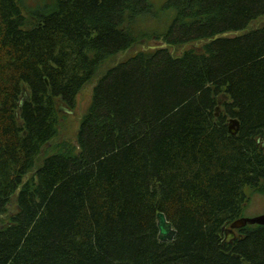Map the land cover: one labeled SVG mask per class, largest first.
<instances>
[{
	"label": "trees",
	"instance_id": "1",
	"mask_svg": "<svg viewBox=\"0 0 264 264\" xmlns=\"http://www.w3.org/2000/svg\"><path fill=\"white\" fill-rule=\"evenodd\" d=\"M154 1L53 0L28 15L0 0V264H264V226L218 237L245 189L264 196V24L251 27L264 0H163L175 13L159 34ZM153 39L196 46L105 69L76 144H53L57 105Z\"/></svg>",
	"mask_w": 264,
	"mask_h": 264
},
{
	"label": "rangeland",
	"instance_id": "2",
	"mask_svg": "<svg viewBox=\"0 0 264 264\" xmlns=\"http://www.w3.org/2000/svg\"><path fill=\"white\" fill-rule=\"evenodd\" d=\"M51 3H53V0H23L22 7L24 8L25 13L29 14H37L40 12H44V10L51 6ZM155 7H154V15L152 13V16H158V20H156L153 24L155 26L154 28L158 29L155 34H159L160 32H163L165 28L169 26L172 22V18L174 17V11L161 9V5H163V0H155ZM264 24V16L261 18H258L256 21H254L251 25L253 29H256ZM177 28V27H176ZM174 29L172 34L169 37L170 41L175 40L179 34L180 31L177 29ZM179 33V34H178ZM158 36V35H157ZM173 37V40H172ZM181 38V37H180ZM179 41V39L177 40ZM185 45L181 46H173L174 44L169 43V41L165 40H159V39H153L151 42H144L141 41L140 43L133 46L131 49L127 50L126 52L122 54H118L114 60H109L106 63L98 69L95 76L82 88L80 93L76 96L74 99V103L71 107L66 106L63 103H59L57 105V108H59L58 113V139L53 144L60 143L61 141H67L71 143L72 145L76 144V133L79 128V123L83 117V115L87 112L88 108L90 107L91 100H92V92L93 88L95 86L96 81L98 80L99 75L108 67H112L114 65H117L120 61L126 58V56L131 55L133 53H138L139 51L147 52V51H153L155 49H166L172 56H178L183 51L188 49V47H192V45L196 46L195 43L185 42ZM27 99V93L23 95V100ZM228 101V98L226 96H220L219 98V104L216 109V116L222 113L221 104L224 101ZM68 109L72 111L71 114H65L62 110ZM227 124L229 128L236 132V122L228 118ZM52 143L48 145L50 147ZM47 147V148H48ZM245 193L250 199V202L248 203L247 207L242 213V218L244 219H252L259 217L264 214V196L260 194H255L250 191V189H245ZM2 217V216H1ZM0 217V218H1ZM2 223H0L1 225ZM170 239H167L166 242H170L173 239L174 232L173 230L170 233Z\"/></svg>",
	"mask_w": 264,
	"mask_h": 264
},
{
	"label": "water",
	"instance_id": "3",
	"mask_svg": "<svg viewBox=\"0 0 264 264\" xmlns=\"http://www.w3.org/2000/svg\"><path fill=\"white\" fill-rule=\"evenodd\" d=\"M26 93L27 92L24 90L22 93V96L20 98V101L18 103V107H21L23 105V102L28 99V95H27V99L23 100V102H22L23 95ZM62 111L65 114H71L72 113V111H70L68 109H63ZM231 132L235 133L232 130H231ZM257 144L260 146L261 149H264V137L262 139H258ZM247 225L264 226V214L259 216V217H256V218H252V219L239 218V219L235 220L229 226V228L223 229L222 232H220L218 234V237L220 239H222L223 244H230L236 238L234 231L242 229V228L246 227ZM157 227H158V231H159L158 239L160 242H166L167 239H170V236H171L170 233L173 229H172L171 225L166 221L165 216L161 213H159L157 215ZM243 264H246V263L243 262Z\"/></svg>",
	"mask_w": 264,
	"mask_h": 264
},
{
	"label": "flooded vegetation",
	"instance_id": "4",
	"mask_svg": "<svg viewBox=\"0 0 264 264\" xmlns=\"http://www.w3.org/2000/svg\"><path fill=\"white\" fill-rule=\"evenodd\" d=\"M235 232V235L237 236L238 234L236 233V230L234 231ZM240 236V235H239Z\"/></svg>",
	"mask_w": 264,
	"mask_h": 264
}]
</instances>
